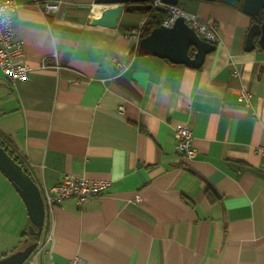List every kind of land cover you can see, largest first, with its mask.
<instances>
[{
  "label": "crops",
  "instance_id": "crops-1",
  "mask_svg": "<svg viewBox=\"0 0 264 264\" xmlns=\"http://www.w3.org/2000/svg\"><path fill=\"white\" fill-rule=\"evenodd\" d=\"M45 1L60 9L46 13ZM17 3L15 37L32 69L11 81L0 67V131L40 188L66 174L110 181L86 203L58 204L39 238L52 239L24 264H264V49H245L253 17L224 0H180L219 27L217 49L195 68L134 53L127 33L147 12L123 11L108 27L91 22L111 6L96 0ZM183 123L194 158L177 150ZM13 192H0V257L30 243Z\"/></svg>",
  "mask_w": 264,
  "mask_h": 264
},
{
  "label": "water",
  "instance_id": "water-1",
  "mask_svg": "<svg viewBox=\"0 0 264 264\" xmlns=\"http://www.w3.org/2000/svg\"><path fill=\"white\" fill-rule=\"evenodd\" d=\"M171 4H179L180 0H165ZM237 6L242 11L256 17L247 31L245 49L254 51L258 47L264 49V0H224ZM97 3L110 4L102 10L99 17L92 18V24L116 27L123 11H145L152 9L151 0H96ZM195 48L191 55V48ZM217 49V44L210 42L190 26L183 16H179L174 25L161 24L148 35L141 38L138 53L154 54L169 59L176 64L201 67L209 53ZM0 171L12 182L22 197L31 218L29 232L38 239L41 237L45 221L46 207L42 190L38 182L17 162L0 142ZM38 242L31 241L25 247L0 257V264H24L37 248Z\"/></svg>",
  "mask_w": 264,
  "mask_h": 264
},
{
  "label": "built area",
  "instance_id": "built-area-1",
  "mask_svg": "<svg viewBox=\"0 0 264 264\" xmlns=\"http://www.w3.org/2000/svg\"><path fill=\"white\" fill-rule=\"evenodd\" d=\"M60 4V1H45L43 3L44 11L46 13L56 12L60 9ZM151 4L153 8H161L166 12L162 24L172 26L179 16H183L202 38L215 44L220 41L219 27L212 19H203L182 8L179 4H171L165 0H151ZM17 6V0H0V67L6 78L11 81L26 77L32 69L24 60V42L15 37L12 12ZM143 25L144 22L133 26L127 33L129 39L135 42L134 53H138L140 40L143 37ZM115 62L120 66L124 65L117 58ZM233 74L236 75L237 72L234 71ZM252 97V91L246 88L240 89L239 100L241 102L251 105ZM176 136L178 152L189 158L196 157L198 149L194 143L192 125L190 123L179 125L176 128ZM257 152L262 157L261 167L264 170V142L259 145ZM109 184L110 181L107 179H91L66 174L58 183L51 186L44 185L41 190L46 207V219L53 217L56 206L65 199L75 197L79 204L86 203L93 197L104 193ZM136 200L140 201L141 196L137 195ZM51 239V233L47 234L45 239H40L32 255L36 256L41 253L46 243ZM65 264H81V259L79 256H75Z\"/></svg>",
  "mask_w": 264,
  "mask_h": 264
},
{
  "label": "trees",
  "instance_id": "trees-1",
  "mask_svg": "<svg viewBox=\"0 0 264 264\" xmlns=\"http://www.w3.org/2000/svg\"><path fill=\"white\" fill-rule=\"evenodd\" d=\"M239 6L242 7L241 4H239ZM144 12H147L148 17H147V19L143 25V36L148 35L155 27L161 25L163 23L165 16H166V12L161 8H153L152 7V9L145 10ZM256 20H257V18L253 17V21H256ZM190 53H191V55H194V53H195L194 47L191 48ZM0 142L5 147V149L9 152V154H11L13 156V158L17 162H19L28 171V173L31 176H33V178H34L30 163L26 159L25 155H23L19 151H17V149L15 148V145L12 142V139L8 135L4 134L1 131H0ZM209 196L212 197L211 192H209ZM50 223H51L50 219L47 218L46 222H45V226H44V231L47 232L50 229ZM23 237H25L27 239L26 241L25 240L23 241V245H26L27 242L29 243L31 241H36V242L38 241V238L35 235H31L30 232L28 231V229H26L23 232ZM7 254H4V255H7Z\"/></svg>",
  "mask_w": 264,
  "mask_h": 264
},
{
  "label": "rangeland",
  "instance_id": "rangeland-1",
  "mask_svg": "<svg viewBox=\"0 0 264 264\" xmlns=\"http://www.w3.org/2000/svg\"><path fill=\"white\" fill-rule=\"evenodd\" d=\"M11 191L12 192L16 191V192H13L14 194L18 193V191L15 189L14 185L12 184V182L7 178V176L5 174H3L0 171V192L1 193L5 192L6 194H8V197H9V195H11ZM18 195H20V194L18 193ZM23 203H24V201H23ZM24 205H25V203H24ZM25 207H26V205H25ZM28 231H29V227H28Z\"/></svg>",
  "mask_w": 264,
  "mask_h": 264
}]
</instances>
